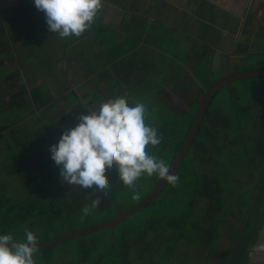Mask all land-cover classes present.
I'll return each instance as SVG.
<instances>
[{
  "label": "crops",
  "instance_id": "obj_1",
  "mask_svg": "<svg viewBox=\"0 0 264 264\" xmlns=\"http://www.w3.org/2000/svg\"><path fill=\"white\" fill-rule=\"evenodd\" d=\"M263 20L264 0H103L90 29L62 40L34 0H0V155L12 150L26 170L45 171L53 160L37 153L39 130L50 150L80 113L125 93L148 108L157 95L185 115L209 75L239 72L264 43ZM185 94L177 111L169 100ZM25 143L36 153L22 159ZM248 258L264 264V222Z\"/></svg>",
  "mask_w": 264,
  "mask_h": 264
},
{
  "label": "rangeland",
  "instance_id": "obj_2",
  "mask_svg": "<svg viewBox=\"0 0 264 264\" xmlns=\"http://www.w3.org/2000/svg\"><path fill=\"white\" fill-rule=\"evenodd\" d=\"M261 27L264 28V20ZM241 67V70L238 71L264 69V43L253 45L251 51L247 54L244 66L241 65ZM218 78L217 74H211L208 76L209 81H215ZM188 95L189 94H185L183 99H178L180 101L179 104L176 103L178 100L170 99L169 101L177 111L181 112L189 100ZM137 101L149 105V102L147 103L149 100L143 101L142 99H138ZM150 103L153 106L151 105V107L148 108L150 113L149 119L153 126L156 128L160 127V124L162 125L163 123L164 125L167 123V120L175 117V120L179 121V125L182 129L186 127L185 117L171 114L173 113V110L167 107L165 103H162V100L158 99L157 95L152 96ZM236 105L242 107L250 105V111L252 115L255 116L256 120V126L252 131L256 133V136L260 135L264 126V75L237 78L218 88L212 102L213 107L231 111L232 107ZM248 127H250V125H248ZM35 135L36 140L39 142L38 150H40L37 153L46 154L50 151L49 146H46L44 143L40 144L42 141L41 137L42 135H45V132L39 130ZM24 145H26V143L21 146L22 148H18L20 150L18 154L22 155V159L36 153L34 146L23 147ZM6 150L8 149H5L3 154L0 155V197L4 198V200L8 199L11 202L30 199L31 201H35L37 206L34 213L31 214L24 223L16 221L18 224L14 227L8 230H0V234L12 233L17 239L23 238V228L24 226H27L37 235L39 242L53 240L62 235L71 233L74 230L82 229L111 218L117 214V210H122L134 205L149 191L148 185L151 182L147 181L146 183V176L144 175L137 181L135 193L132 189L123 185L121 189L119 188L116 191L115 203L102 210H99V207H97L85 216L82 212V208L79 210H70L63 207L64 202H66L69 197L63 194V190H60L58 186L64 185L67 182H62L60 178V168L55 165L54 161L50 163L47 167L48 169H45V171L30 172L25 169L23 163L12 150H8L7 155L5 153ZM229 150L233 151L232 148ZM171 154V152L164 150L157 156L158 158L164 159L168 164L170 157L172 159ZM233 154L236 155V151L229 157L227 154L226 156L223 155L222 162L227 161L226 164H229V162L233 160ZM210 164V167H213L214 169V175L222 179L220 182L224 187V196L222 200L223 208L218 214L220 223L216 229L217 239L213 241L211 248H208L203 240H201V237L190 228L183 234V236L185 235L183 239L170 241L167 238L171 235L174 239L179 232L166 228L164 230V242L159 247L150 248L145 255V259L140 261L141 263L137 260V255L131 254L130 264H146L148 261L153 264H220V261H223L224 263L226 262L228 255L231 252L227 264L230 262V257L234 250L233 240L244 216L245 208L240 211L239 208L234 205L230 209L229 207L232 205V199L227 193L230 190H235L238 192L237 194L242 195L247 190V187L246 185L241 186L236 180L239 182H246V180H244L239 174L240 167H232L230 176L228 173L225 175L223 174V168L221 166L212 165V162ZM56 168L59 170L58 172H56ZM48 171H52V178L43 181L39 180V178L45 175ZM234 174L237 176L236 178L234 177ZM154 176L157 175L154 174ZM178 177L179 181L176 185L173 186L169 183L170 190L165 189L164 191H161L153 203L131 214L123 223H138L145 219H150L153 212H156L158 216H176L182 211H185L187 209L188 200L190 199L189 196L194 193V189L189 191L188 187L185 186V183L182 182L183 179L180 178V176ZM40 185H43V188H41ZM173 191L175 192L174 194ZM170 193L173 195L172 199L169 197ZM199 201L200 200L198 199V202ZM91 203L88 205L90 206ZM255 210H259L260 214L251 239L254 233L255 235L256 233L257 235L259 234L261 225L264 222V220L260 222L261 214L264 212V205L256 207ZM199 212H201L200 207L194 209L191 216L193 217L195 213L197 215ZM249 219L250 216L248 220ZM253 220L254 218L250 220L249 228L255 224ZM199 224L206 225L207 223L204 219H201L196 225ZM116 228L117 226L115 229ZM101 230L93 231L80 237L71 238L47 248L39 249L34 257L36 264H89V261L84 260V252L82 248L80 249V246L85 245L89 240L102 236L99 234ZM154 242L155 241H152L149 244L155 245L156 243ZM170 242L173 244L172 246L174 248V251L171 254L168 253L166 249ZM96 245L98 246L99 243H96ZM252 252L253 246L250 248V253L248 254H251ZM239 253L240 248H236L234 255ZM244 255L240 264L243 262ZM88 256H93V252H89ZM249 259L250 258L245 262L248 263ZM232 260L230 264H232ZM104 261V259H101V264H105Z\"/></svg>",
  "mask_w": 264,
  "mask_h": 264
},
{
  "label": "trees",
  "instance_id": "obj_3",
  "mask_svg": "<svg viewBox=\"0 0 264 264\" xmlns=\"http://www.w3.org/2000/svg\"><path fill=\"white\" fill-rule=\"evenodd\" d=\"M211 83L212 82H208L205 86L208 87ZM217 91L218 89L213 93L206 104L196 134L191 144L188 146L189 148L182 158L177 170L174 172L175 175L183 179L182 182L185 183L189 191L194 189V193L189 196L190 199L187 203V209L176 216H158L156 212H153L150 219H145L138 223H123L129 217L128 216L124 220L116 223L113 228L100 229L101 231L99 234L102 236L89 240L88 243L80 246V249H83L85 261H89V264H101V259H104L105 264H130L131 254H135L137 255V260L141 263L140 261L145 259V255L150 248L159 247L164 242V230L166 228L179 232L174 239L170 235L167 238L170 241L183 239L185 237L183 234L190 228L201 237V240H203L208 248H211L213 241L217 239L216 229L220 223L218 214L223 208L222 200L224 196V187L220 182L222 179L214 175V169L210 167L211 162L213 163L212 165L221 166L224 175L228 173L231 176L230 172H232V167H240L239 174L246 180V182H239L236 180L241 186L246 185L247 187V190L242 195L237 194L238 192L235 190H230L227 193L232 199V205L229 207L230 209L234 205L238 207L240 211L245 208L244 216L233 240L234 246L252 202V198L264 174V126L260 132V136L257 137L256 133L252 131L256 126V120L255 116L252 115L250 111V105L244 107L236 105L232 107L231 111L213 107L212 102ZM199 101L200 99L191 102L187 108L186 114L183 115L186 119L185 128H181L179 121H176L175 117L167 120L166 124L163 125L162 123L160 127H157L158 133L162 137V143L159 146L152 147L151 150L153 154L159 155L161 151L167 150L172 153L171 156L173 159L180 148V144L183 143L190 130ZM183 116L180 115L179 117ZM248 125H250V127H248ZM231 148L233 151L229 150ZM235 151L236 155L233 154V160H231L229 164H226L227 161L222 162L223 155L226 156L227 154L229 157ZM170 159L168 162L169 166L172 162V159ZM106 175L110 180L111 189L106 197L103 196L102 193L95 194L101 197V203L98 206L99 210L115 203L116 191L123 187V183L117 180V173L115 171L106 172ZM234 177L236 178L237 176L234 174ZM160 179L158 175H153L151 177L146 176V183L147 181L151 182L148 185L149 191ZM58 188L60 190L62 189V193L69 197L63 204V207L66 209L79 210L91 203L95 198L91 189L85 190L80 186L66 183ZM165 189L170 190L168 182L160 192ZM160 192H158L154 199L145 206L153 203ZM174 193L173 191V194ZM169 197L172 199L173 195L170 193ZM198 199L200 200L199 202ZM263 205L264 179L253 206L254 210L252 208L250 219L246 224L237 247L240 248V253L234 255L232 264H240L242 261V257L250 243L260 214L259 210L256 211L255 208ZM198 207H200L201 212L197 215L195 213L192 217V211ZM36 208L35 201H31L30 199L11 202L8 199L4 200V198L0 197V230H8L14 227L18 224L16 221L24 223L29 216L34 213ZM120 211L121 209L117 210L116 213L118 214ZM252 218H254L253 221L255 224L249 228V223ZM201 219H204L207 224L196 225ZM263 220L264 213L260 222ZM116 226L117 228L115 229ZM256 236L257 233L252 241L251 247L254 244ZM152 241H155L154 243L156 244L150 245L149 243ZM96 243H99V245L97 246ZM172 245L173 244L170 242L166 248L167 252L170 254L174 251ZM89 252H93V256H88ZM228 258L225 263L220 261V264H227ZM149 262L150 261L146 264H153Z\"/></svg>",
  "mask_w": 264,
  "mask_h": 264
},
{
  "label": "clouds",
  "instance_id": "obj_4",
  "mask_svg": "<svg viewBox=\"0 0 264 264\" xmlns=\"http://www.w3.org/2000/svg\"><path fill=\"white\" fill-rule=\"evenodd\" d=\"M45 16L48 31L60 39L80 38L95 22L103 0H34ZM148 106L128 96L116 95L80 113L77 123L66 128L51 145V158L60 168L62 182L80 186L93 194L108 196L111 189L106 172L115 171L117 180L133 192L144 175L154 174L173 186L179 177L170 172L164 159L153 154L152 147L162 143L158 129L149 121ZM101 203L95 195L82 212L87 216ZM24 236L0 234V264H36L39 251L37 235L27 226Z\"/></svg>",
  "mask_w": 264,
  "mask_h": 264
},
{
  "label": "water",
  "instance_id": "obj_5",
  "mask_svg": "<svg viewBox=\"0 0 264 264\" xmlns=\"http://www.w3.org/2000/svg\"><path fill=\"white\" fill-rule=\"evenodd\" d=\"M260 75H264V69H255V70L251 69V70L233 72V73L225 74V75L219 77L217 80L213 81L208 87L205 88L204 93H203V95H202V97H201V99L199 101L198 107L196 109L195 117H194L193 122H192V124L190 126V130L187 133L183 143L180 144V148L177 151L176 155L173 157L172 162L170 164V169H171L170 172L172 174H174V172L178 168L182 158L186 154V152H187V150L189 148L188 146L191 144V142H192V140H193V138H194V136L196 134V131L198 129L202 114H203L204 109L206 107V104L208 103V101H209L210 97L213 95V93L220 86H222L223 84L228 83L231 80H234V79H237V78H243V77L260 76ZM263 179H264V174L262 175V178H261V180L259 182V185H258V187L256 189V192L254 194V197L252 199V202H251L250 207L248 209V212L246 214L245 220H244V222L242 224V227L240 229V232L238 234L239 236L237 237V240H236L235 245H234V250L232 251V254H231V257H230L231 260H232L234 254H235V250H236V248H237V246H238V244L240 242L241 236H242L243 231L245 229V226L247 224V220H248V218L250 216L251 210H252V208H253V206L255 204V201L257 199V196H258V193L260 191ZM166 183H167L166 180L160 179L159 182L157 184H155L151 188V190L143 198H141L137 203H135L134 205H132V206H130L128 208H125V209L121 210L115 216H113V217H111V218H109L107 220H104V221L98 222L96 224H93L91 226H88V227H85V228H82V229L74 230L71 233L62 235V236L57 237V238H55L53 240H50V241H47V242H39V249L47 248V247L56 245L58 243H62L64 241L68 240V239L75 238V237H80L82 235H85V234H88V233H91L93 231H97V230H100V229H103V228H113V226L116 223L124 220L125 218H127L131 214H133L136 211L140 210L148 202H150L152 199H154V197L166 185ZM263 213L261 214V217L263 216ZM254 236H255V233H254L252 239L250 240V243H249L248 248H247V250L245 252L242 264H244L245 261H246V258L248 256L249 251H250V247L252 245V241H253ZM231 260H230V262H231ZM230 262H228V264H230Z\"/></svg>",
  "mask_w": 264,
  "mask_h": 264
},
{
  "label": "flooded vegetation",
  "instance_id": "obj_6",
  "mask_svg": "<svg viewBox=\"0 0 264 264\" xmlns=\"http://www.w3.org/2000/svg\"><path fill=\"white\" fill-rule=\"evenodd\" d=\"M202 97V96H201ZM201 99V98H200ZM260 135H258L257 137H259ZM256 161H258V160H256ZM177 170V169H176ZM167 184V183H166ZM160 192V191H159Z\"/></svg>",
  "mask_w": 264,
  "mask_h": 264
}]
</instances>
